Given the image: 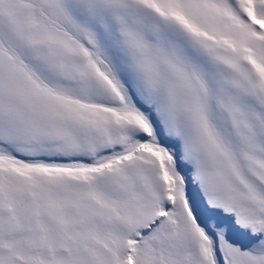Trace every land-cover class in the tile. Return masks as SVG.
Masks as SVG:
<instances>
[{"label": "snow or ice", "instance_id": "snow-or-ice-1", "mask_svg": "<svg viewBox=\"0 0 264 264\" xmlns=\"http://www.w3.org/2000/svg\"><path fill=\"white\" fill-rule=\"evenodd\" d=\"M0 264H264V0H0Z\"/></svg>", "mask_w": 264, "mask_h": 264}]
</instances>
